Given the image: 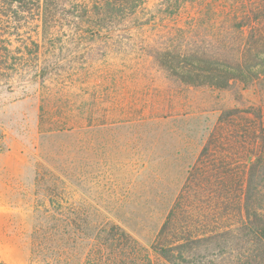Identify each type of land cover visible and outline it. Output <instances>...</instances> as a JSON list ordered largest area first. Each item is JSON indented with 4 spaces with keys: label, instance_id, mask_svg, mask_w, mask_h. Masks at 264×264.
Wrapping results in <instances>:
<instances>
[{
    "label": "trees",
    "instance_id": "trees-1",
    "mask_svg": "<svg viewBox=\"0 0 264 264\" xmlns=\"http://www.w3.org/2000/svg\"><path fill=\"white\" fill-rule=\"evenodd\" d=\"M144 5L0 0V81L29 74L42 89V158L80 152L78 139L94 152L85 156L97 175L90 183L69 164L52 167L61 177L38 165L51 182L38 169L36 188L52 225L35 229L31 256L43 264H264V0ZM32 25L36 37L24 42ZM149 30L135 41L134 33ZM56 40L85 47L83 62L70 68L96 79L85 83L93 90L86 87L76 106L80 120L65 112V99H76L72 74L41 62ZM130 48L142 56L138 65L118 69L115 62L97 71L108 54ZM147 79L162 86L143 93ZM209 113L217 114L215 123L201 127ZM62 138L71 142L63 147L56 142ZM170 170L175 190L159 196L164 219L146 249L111 218L129 194L118 188L131 173ZM70 186L84 187L83 197L74 199ZM49 230L55 233L41 235Z\"/></svg>",
    "mask_w": 264,
    "mask_h": 264
},
{
    "label": "rangeland",
    "instance_id": "rangeland-1",
    "mask_svg": "<svg viewBox=\"0 0 264 264\" xmlns=\"http://www.w3.org/2000/svg\"><path fill=\"white\" fill-rule=\"evenodd\" d=\"M238 1H242L247 5L249 3V0ZM157 2L158 0H145L144 7L150 11L154 9ZM34 31L35 28L32 25L23 33L22 39L24 42L27 36L35 39L36 34ZM150 33V30L145 33H134L133 37L138 42V36L143 35L144 38ZM56 45L55 52L52 49L53 53L40 57L41 62H50L56 65L53 70L55 74L73 75L67 78L72 77L73 80L68 86L73 84L77 89L75 104L71 97L70 101L65 99L64 105L68 116H76L79 119L80 115L76 110V106L82 104L80 100L84 97L83 93L87 94L86 87L88 90H93L85 83L91 81L89 83L92 85L96 79L92 77L87 80L84 75L79 74V72L74 73L70 68L79 67L83 62L85 47L62 44L59 40H56ZM99 49H104V46L102 45ZM23 51L28 61L34 57L31 54V48ZM140 58L132 48L125 50L120 56L110 53L101 60L102 63L99 64L97 71H103L108 64L115 62H118V69L138 65L136 60ZM140 85L143 86L141 90L144 93L151 85L159 89L162 83L159 79H152V81L147 79L140 82ZM43 94L42 89L34 81V77L29 74H18L5 82L0 81V261L6 264H43L40 259L32 257L30 252V239L38 234L35 229L41 223L48 228L52 225L49 214L46 216L44 211V197L36 188L35 183L38 169L39 173L45 177V181L49 182V174L44 170H40L38 166L40 163L56 176H60V174L52 167L69 164L76 173L86 175L90 183L97 180L96 171L93 170L95 168L93 164L95 165V163L85 156L86 152L89 155H93L94 152L90 151V147L85 149L78 139L76 146L80 152L74 151L70 155H61L60 158H57V161L42 158L40 153L42 139L38 127V115L44 97ZM246 97L252 101L258 99L251 92L246 93ZM216 117V113L205 114L199 125L201 124V127H212ZM49 141V144H53L54 139ZM56 142L64 147L67 145L66 143L71 141L62 138ZM88 164L92 167H87ZM132 174L126 176L122 184L124 187L118 188L121 193L127 191L129 194L125 199H122L123 208L114 212L115 216L111 215V218L137 240L142 247L149 249L165 214L159 210L162 201L159 196L162 193L163 195L164 193H173L175 187L171 186L170 182L176 176L172 170L168 172L167 176L144 173V171L137 175L135 173L134 177H132ZM48 185L51 186V182ZM70 187H72L70 194L74 199L83 197L81 189L84 187ZM85 188L90 189L91 187L87 186ZM66 193L61 197H69ZM53 233H55L54 230H49L41 233V235L45 234L47 236Z\"/></svg>",
    "mask_w": 264,
    "mask_h": 264
}]
</instances>
